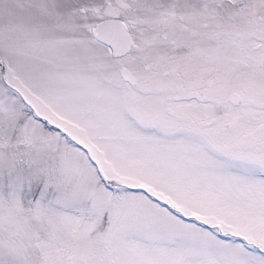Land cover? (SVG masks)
I'll use <instances>...</instances> for the list:
<instances>
[{"label": "snow or ice", "instance_id": "1", "mask_svg": "<svg viewBox=\"0 0 264 264\" xmlns=\"http://www.w3.org/2000/svg\"><path fill=\"white\" fill-rule=\"evenodd\" d=\"M0 264H264V0H0Z\"/></svg>", "mask_w": 264, "mask_h": 264}]
</instances>
